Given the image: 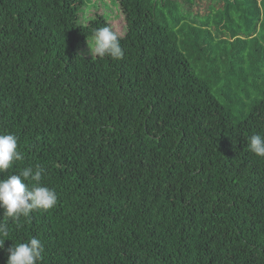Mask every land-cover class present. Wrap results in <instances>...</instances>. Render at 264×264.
Segmentation results:
<instances>
[{
  "label": "trees",
  "instance_id": "obj_1",
  "mask_svg": "<svg viewBox=\"0 0 264 264\" xmlns=\"http://www.w3.org/2000/svg\"><path fill=\"white\" fill-rule=\"evenodd\" d=\"M114 1L119 61L83 54L112 27L82 23L87 0H0L10 172L41 165L58 194L9 222L0 264L32 237L41 264H264V0Z\"/></svg>",
  "mask_w": 264,
  "mask_h": 264
},
{
  "label": "clouds",
  "instance_id": "obj_2",
  "mask_svg": "<svg viewBox=\"0 0 264 264\" xmlns=\"http://www.w3.org/2000/svg\"><path fill=\"white\" fill-rule=\"evenodd\" d=\"M91 54L100 58L110 57L113 61L124 58L125 52L117 32L109 26L96 29L91 38ZM249 150L258 157L264 158V135L254 134L249 138ZM23 160L18 150V137L11 133H0V209L3 217L0 221V250L10 236L9 222L17 227L22 226V218L29 220L37 211H50L58 203L55 189L42 185L45 169L41 165L26 167L13 174L10 170L15 162ZM7 264H41L45 251L40 239L32 237L27 242L15 244L7 249Z\"/></svg>",
  "mask_w": 264,
  "mask_h": 264
},
{
  "label": "rangeland",
  "instance_id": "obj_3",
  "mask_svg": "<svg viewBox=\"0 0 264 264\" xmlns=\"http://www.w3.org/2000/svg\"><path fill=\"white\" fill-rule=\"evenodd\" d=\"M104 16L112 24L114 30L120 35L124 36L127 32V24L123 13L121 12L119 4L114 0H87V5L81 14V21L83 24H89L90 21ZM91 40L88 47L83 50L86 56H95L91 54Z\"/></svg>",
  "mask_w": 264,
  "mask_h": 264
}]
</instances>
